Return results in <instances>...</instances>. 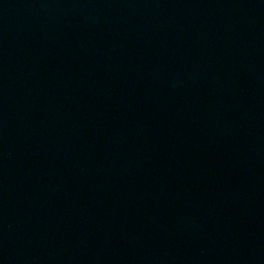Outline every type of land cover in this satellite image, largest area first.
<instances>
[{
  "label": "water",
  "instance_id": "water-1",
  "mask_svg": "<svg viewBox=\"0 0 264 264\" xmlns=\"http://www.w3.org/2000/svg\"><path fill=\"white\" fill-rule=\"evenodd\" d=\"M0 264H264V0H0Z\"/></svg>",
  "mask_w": 264,
  "mask_h": 264
}]
</instances>
